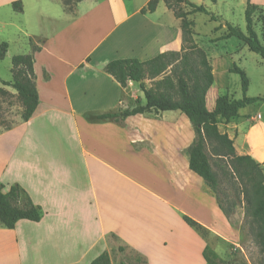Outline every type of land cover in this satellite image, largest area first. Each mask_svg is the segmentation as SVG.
I'll use <instances>...</instances> for the list:
<instances>
[{"label":"crops","instance_id":"1","mask_svg":"<svg viewBox=\"0 0 264 264\" xmlns=\"http://www.w3.org/2000/svg\"><path fill=\"white\" fill-rule=\"evenodd\" d=\"M151 1H73L69 11L63 0H0V19L5 15L7 20L1 19L0 33L13 27L15 37L0 43L6 49L2 61L10 59L12 44H26L11 59L34 56L39 95L36 113L26 121L17 92L7 88L18 102L0 119V184L6 192L19 185L43 213L40 222L22 220L12 230L0 227V264H92L120 249L146 264H207V248L220 261L232 258L230 246L239 243V232L204 180L190 170L194 131L188 118L153 111L122 125L95 120L146 104L139 84L123 88L105 72L109 63L147 62L181 52V20L164 0L154 13H144ZM188 1L218 18L206 15L209 24L218 26L202 34L198 15L205 14L189 16L213 69L214 85L206 97L212 112L228 93L230 71L247 49L236 38L222 40L225 25H236V7L245 16L248 1L264 9V0ZM219 3L228 11L216 14ZM10 15H18L21 25H12ZM257 25L259 33L261 23ZM10 72L12 80L4 81L13 83V66ZM249 108L219 129L234 141L239 156L264 165V119ZM219 241L229 246L225 257L219 254Z\"/></svg>","mask_w":264,"mask_h":264},{"label":"trees","instance_id":"2","mask_svg":"<svg viewBox=\"0 0 264 264\" xmlns=\"http://www.w3.org/2000/svg\"><path fill=\"white\" fill-rule=\"evenodd\" d=\"M83 0H71V3L64 2V6L72 11V3ZM160 0H153L148 4L144 13H154ZM169 10L173 11L175 17L181 20L183 45L181 52H169L162 54L155 59L141 62L137 59L116 60L105 67V72L114 78L123 88L134 82L140 85L144 93L146 104L137 103L136 107L122 113H107L100 115L95 120L111 121L118 125L133 116L147 115L151 112H180L190 121L195 133L193 144L188 150L190 170L201 177L206 188L216 197L220 208L229 219V215L218 200L220 185L215 175L211 162L207 156V145L214 150L223 151L226 156L232 159L234 171L248 181L253 192V204L251 207V218L257 225L255 234L261 252L264 254V165L256 162L251 156H239L236 152L234 141L227 134L221 133L219 122L230 123L239 116L240 110L255 104H264V96L248 97L250 80L247 73L234 65L230 71L240 77L243 97L234 99L229 94L218 98L215 109L211 112L207 108L206 97L214 85L213 69L206 53L200 49L194 40V23L189 16L194 14H205L211 20H218L213 14L201 6H196L188 0H164ZM183 6L191 8L186 13ZM264 9L252 5L248 1L245 13L246 32H242L233 25L226 24L227 34L222 40L236 38L248 49L259 55L264 61V45L261 42L259 33L256 30L258 23H261L262 34L264 35V21L260 22ZM38 48L34 46L36 52ZM5 47L0 48V62L5 58ZM14 82L1 81L0 101L11 96L7 88L15 90L18 100L25 106L24 119L29 121L36 113L39 106V95L36 85L34 71V56L20 55L12 60ZM172 68L171 74L168 70ZM180 69V71H178ZM151 88L146 85L147 80H157ZM12 105V104H10ZM2 116L0 105V118ZM6 186L0 184V227L15 229L18 222L27 220L40 222L43 216L41 209L34 205L28 194L19 186H11L6 192ZM185 222L201 235L206 236V231L196 222L185 217ZM123 251V249H120ZM204 259L207 264H221L216 255L207 248L204 252ZM92 264H111L108 253L102 254ZM124 264V263H122ZM223 264V263H222Z\"/></svg>","mask_w":264,"mask_h":264},{"label":"rangeland","instance_id":"3","mask_svg":"<svg viewBox=\"0 0 264 264\" xmlns=\"http://www.w3.org/2000/svg\"><path fill=\"white\" fill-rule=\"evenodd\" d=\"M63 1L69 4L71 3V0H63ZM227 11H228V6H226V4L224 3H219L214 8V12L216 14L218 13L223 14ZM234 11H235V16L233 18H234V23L236 25L233 26L238 27L242 32L245 33L246 32L245 16L242 12H240V10H238L237 7L235 8ZM3 17H5V15ZM3 17L1 18L3 22L7 21L6 19L4 21ZM9 20L12 22V25H21L20 18L18 17V15L17 16L10 15ZM10 21H8V24H10ZM198 21H199V25H197V30L198 32H202V34H210L213 31V27L218 26V25L209 24L210 20L209 17L206 15H198ZM262 21H264V13L262 15L260 22ZM0 30H1V25H0ZM259 33L261 34V37L264 39V35L262 34L261 29L259 30ZM13 34H14V28L8 27L4 35L0 33V43L14 39L15 37L13 36ZM218 35L219 33L216 34V36ZM194 40L197 46L200 49H202L198 44L195 36H194ZM26 48H27L26 44L11 45L10 59H5L0 63V86H1V81H4L6 79L12 80L11 79L12 77L10 76L11 74L10 68L13 66L11 59L12 56L18 54L17 52L22 51ZM227 48H231V47H227ZM180 53L183 55L182 52ZM237 66L239 68H242V70H244L247 73L248 78L250 80V89L247 94L248 97L256 98V97L264 96V61L262 60V58L259 55L252 53L247 47V49L244 52H242L241 63L238 62ZM171 71L172 68L168 70V74H171ZM178 71H180V69H178ZM231 75L232 76L230 80V89L228 90V94L230 97H233L234 99L237 100L241 99L243 97V94L241 89L240 77L236 74H231ZM158 80L159 79L154 81L147 80L146 82L148 86L152 87L153 82ZM17 102H18L17 98L12 95L9 97H5L4 99H1L0 101L1 111H2L1 118L4 116L5 110L14 107L17 104ZM249 109H251L249 110L251 114H253L255 111H258V113L261 114V118L264 119V109L262 108L261 104L252 105L250 106ZM159 114L165 117H170V116L178 117L179 115L184 118L186 117L182 115L180 112H172V113L165 112ZM220 124H224V121L221 120L219 122V125ZM194 139H195V133H194ZM206 153L211 162L213 171L219 181L220 192L218 194L219 197L218 200L221 203V205L224 207L226 212L228 213L229 220L231 221L232 225L239 232V240H238L239 243H237L236 246L234 245L230 246V252L232 254V258L228 262L222 261V263L223 264H264V254L261 252V248L258 245L255 237L257 231V225L254 223V221L251 218V207L253 204L252 202L253 192L251 185L248 183V181L242 179L234 171L232 166V159L226 156V154L223 151L219 149L214 150L212 147L207 145ZM219 243H220L219 247L221 250L219 254L225 257L226 253L229 252L228 251L229 246L221 241H219ZM111 261H113L114 264H122V263L146 264L145 260H142L137 254L127 250L125 251L118 250L113 252L111 255Z\"/></svg>","mask_w":264,"mask_h":264}]
</instances>
